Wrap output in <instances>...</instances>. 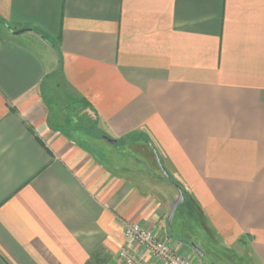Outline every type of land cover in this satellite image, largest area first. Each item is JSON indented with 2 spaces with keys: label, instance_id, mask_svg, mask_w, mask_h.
I'll return each mask as SVG.
<instances>
[{
  "label": "crops",
  "instance_id": "0c3cea01",
  "mask_svg": "<svg viewBox=\"0 0 264 264\" xmlns=\"http://www.w3.org/2000/svg\"><path fill=\"white\" fill-rule=\"evenodd\" d=\"M149 142L203 256L168 233ZM126 224L264 264V0H0V264H157Z\"/></svg>",
  "mask_w": 264,
  "mask_h": 264
},
{
  "label": "built area",
  "instance_id": "2783aa9c",
  "mask_svg": "<svg viewBox=\"0 0 264 264\" xmlns=\"http://www.w3.org/2000/svg\"><path fill=\"white\" fill-rule=\"evenodd\" d=\"M124 234L157 264H195L192 257L180 254L168 240L138 224H126ZM119 256L126 264H149L129 247H122Z\"/></svg>",
  "mask_w": 264,
  "mask_h": 264
},
{
  "label": "rangeland",
  "instance_id": "374dc122",
  "mask_svg": "<svg viewBox=\"0 0 264 264\" xmlns=\"http://www.w3.org/2000/svg\"><path fill=\"white\" fill-rule=\"evenodd\" d=\"M61 97V98H60ZM59 98L57 99H52V101L55 103H65V99L63 96H60ZM53 107V106H52ZM55 107V106H54ZM53 107L54 111H53V114L56 118H58V113L57 111L55 110V108ZM70 109L69 108H66V111L68 112ZM73 109V108H72ZM73 113V112H72ZM72 113H70V117L68 121H73L74 123L72 122H67V124L69 125H74L75 122H79L82 118H81V115L78 111L75 110L74 114L73 115ZM62 114V113H61ZM54 119V117H53ZM82 127H77V129H81ZM84 130H87V128L83 127V129H81V132L84 131ZM89 131H92V132H95V133H98L97 136L98 137H101L102 138V134H101V130L99 129V126L97 124V126H94L93 128H89L88 129ZM99 133H100V136H99ZM100 144L101 145H104V146H109V144L107 143H103L102 141H100ZM123 141L122 140H119L117 142L116 145H113V147H109V148H106V149H112L114 150L115 154L116 155H121L122 153V147H123ZM125 148V147H124ZM113 152V153H114ZM163 182H164V187L166 189H170V190H173L172 192H175L174 191V187H172V185L167 181V179L165 177H163ZM173 194V193H172ZM174 195V194H173ZM177 195L175 194L174 197H176ZM202 218L200 217V215L198 214L196 208L194 207L193 204L189 203L188 201H184L183 203H181L175 213H174V216H173V220H172V223H171V229H172V236H171V239L173 242H181L183 241L181 237L183 238H186V239H189L192 243H194L197 247H201L202 249L204 248L202 245V239H203V235L201 234L202 232L198 233L196 231V227H194L193 225H202ZM181 236V237H180ZM204 244V243H203ZM223 262L225 264H233L231 262H229V260H223Z\"/></svg>",
  "mask_w": 264,
  "mask_h": 264
},
{
  "label": "water",
  "instance_id": "95a60500",
  "mask_svg": "<svg viewBox=\"0 0 264 264\" xmlns=\"http://www.w3.org/2000/svg\"><path fill=\"white\" fill-rule=\"evenodd\" d=\"M10 32L12 33H23L24 31H26L27 29H20V30H13L11 28H9ZM102 138L111 143V144H116V140L114 139H110L108 138L107 136L103 135ZM149 145L150 147L152 148L153 150V153L155 155V159H156V162H157V165L159 167V170L161 172V174L168 180H170V174L169 172L167 171V169L164 167L161 159H160V156L157 152V150L155 149V147L149 142ZM173 185L177 188V196L173 199V201L170 203V206H169V211H168V214H167V217H166V221H167V226H168V232H171V223H172V220H173V216H174V213L177 209V207L183 203L185 201V197H184V193L182 191V188L180 186H178L177 184H175L174 182H172ZM190 246L191 248L193 249V251L199 255V256H203V252L192 242H190Z\"/></svg>",
  "mask_w": 264,
  "mask_h": 264
},
{
  "label": "trees",
  "instance_id": "16d2710c",
  "mask_svg": "<svg viewBox=\"0 0 264 264\" xmlns=\"http://www.w3.org/2000/svg\"><path fill=\"white\" fill-rule=\"evenodd\" d=\"M168 182L171 184V185H173V181H171V180H168ZM174 186V185H173ZM175 187V186H174ZM176 188V187H175ZM177 189V188H176ZM184 197H185V200L186 201H188L189 203H191L192 204V202H190L187 198H186V196H185V194H184ZM169 233V235L170 236H172V230H171V232H168ZM181 237V236H180ZM182 238V240H187V241H189V242H191L189 239H186V238H183V237H181ZM200 249V248H199Z\"/></svg>",
  "mask_w": 264,
  "mask_h": 264
}]
</instances>
